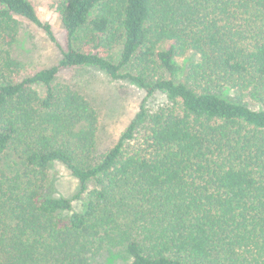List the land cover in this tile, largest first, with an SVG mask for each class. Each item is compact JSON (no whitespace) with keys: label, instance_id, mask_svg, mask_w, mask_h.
Segmentation results:
<instances>
[{"label":"trees","instance_id":"1","mask_svg":"<svg viewBox=\"0 0 264 264\" xmlns=\"http://www.w3.org/2000/svg\"><path fill=\"white\" fill-rule=\"evenodd\" d=\"M54 11L59 62L20 80L0 68V264H264V0ZM17 18L54 40L31 0H0V36ZM81 67L146 93L104 153L96 109L55 83ZM54 163L79 181L73 198L41 184Z\"/></svg>","mask_w":264,"mask_h":264},{"label":"rangeland","instance_id":"2","mask_svg":"<svg viewBox=\"0 0 264 264\" xmlns=\"http://www.w3.org/2000/svg\"><path fill=\"white\" fill-rule=\"evenodd\" d=\"M31 2L40 19L50 24L54 40L30 22L17 18L15 31H6L0 36V68L5 75L16 80L56 65L62 57L61 49L66 45L65 31L54 11L55 0ZM191 57L193 56L188 55L178 59L183 70ZM7 65L10 70L6 68ZM55 83L68 85L80 92L96 109L97 145L100 153L114 146L146 98L145 91L136 85L126 81H113L104 72L91 67L63 70L56 77ZM163 101V95L156 94L148 99L147 106L155 107ZM40 182L46 192L55 197L71 199L80 189L79 181L60 163L52 164ZM82 201L74 202L76 211L81 209Z\"/></svg>","mask_w":264,"mask_h":264}]
</instances>
